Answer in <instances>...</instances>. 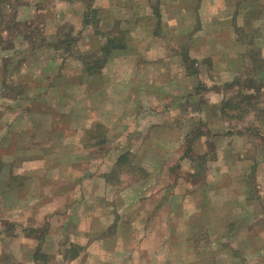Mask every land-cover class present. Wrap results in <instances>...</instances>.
I'll return each mask as SVG.
<instances>
[{
  "label": "rangeland",
  "instance_id": "374dc122",
  "mask_svg": "<svg viewBox=\"0 0 264 264\" xmlns=\"http://www.w3.org/2000/svg\"><path fill=\"white\" fill-rule=\"evenodd\" d=\"M5 8L0 264H264V0Z\"/></svg>",
  "mask_w": 264,
  "mask_h": 264
},
{
  "label": "trees",
  "instance_id": "16d2710c",
  "mask_svg": "<svg viewBox=\"0 0 264 264\" xmlns=\"http://www.w3.org/2000/svg\"><path fill=\"white\" fill-rule=\"evenodd\" d=\"M10 1L11 0H0V23L3 24L4 26L7 25V23H8L7 17H6V8L5 7H6V5H8V3ZM15 18H16V16L12 19V22H15L14 21ZM18 23H16V25L19 28V25L21 26V23H19V25H18ZM7 27L8 28H6V30H5L7 33L11 32L13 29H15V25H8ZM33 34H34V32H30L27 38H32ZM40 37H41V34H40ZM3 41H4V37L0 34V42H3Z\"/></svg>",
  "mask_w": 264,
  "mask_h": 264
},
{
  "label": "crops",
  "instance_id": "0c3cea01",
  "mask_svg": "<svg viewBox=\"0 0 264 264\" xmlns=\"http://www.w3.org/2000/svg\"><path fill=\"white\" fill-rule=\"evenodd\" d=\"M218 134V133H217ZM247 133H244V132H242L241 134H239V135H233V137H242V136H249V135H246ZM232 136H229V139H232L233 138ZM261 147H262V149L264 150V143L261 145ZM243 157H246V159H249V156H243ZM46 177V176H45ZM45 177H42V179L39 181L41 184H43V185H46L47 183H49L50 182V185H51V183H52V177H54V175L53 174H50V176L49 177H47V178H45ZM8 191H11V192H13V190H8ZM52 197V196H51ZM42 203V202H41ZM52 203H53V199H49L48 201H47V203H42V205L39 203V205H40V207H42L43 209H46V208H48V209H50V206L52 205ZM55 216H57V215H54V217ZM49 218H52L53 219V216L52 217H49Z\"/></svg>",
  "mask_w": 264,
  "mask_h": 264
}]
</instances>
